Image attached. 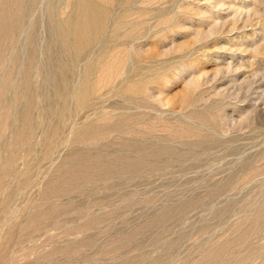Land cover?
<instances>
[{
    "label": "rangeland",
    "instance_id": "374dc122",
    "mask_svg": "<svg viewBox=\"0 0 264 264\" xmlns=\"http://www.w3.org/2000/svg\"><path fill=\"white\" fill-rule=\"evenodd\" d=\"M0 264H264V0H0Z\"/></svg>",
    "mask_w": 264,
    "mask_h": 264
}]
</instances>
